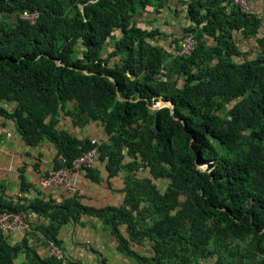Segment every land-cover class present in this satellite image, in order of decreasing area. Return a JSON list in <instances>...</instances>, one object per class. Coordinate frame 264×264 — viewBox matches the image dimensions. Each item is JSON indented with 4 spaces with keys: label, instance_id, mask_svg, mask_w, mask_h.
<instances>
[{
    "label": "trees",
    "instance_id": "obj_1",
    "mask_svg": "<svg viewBox=\"0 0 264 264\" xmlns=\"http://www.w3.org/2000/svg\"><path fill=\"white\" fill-rule=\"evenodd\" d=\"M170 2L0 0V119L14 121L29 147L54 143L55 170L97 150L110 177L128 173L121 207L89 208L78 195L60 204L0 195V211L48 220L40 231L60 251L61 228L88 214L144 264H264V38L249 61L235 36L255 38L263 20L232 0H188L192 24L171 54L152 42L160 31L137 20ZM187 36L196 49L179 57ZM162 98L174 109H153ZM62 116L82 128L99 121L108 142L71 135ZM89 174L99 182L98 171ZM148 237L155 256L140 257L131 244ZM21 254L22 264H78L42 258L0 233V264H20Z\"/></svg>",
    "mask_w": 264,
    "mask_h": 264
},
{
    "label": "crops",
    "instance_id": "obj_2",
    "mask_svg": "<svg viewBox=\"0 0 264 264\" xmlns=\"http://www.w3.org/2000/svg\"><path fill=\"white\" fill-rule=\"evenodd\" d=\"M188 0H171L162 12L151 9L138 16V24L147 30L160 31V38L152 41L155 46L163 47L167 52H176L175 40L183 30L192 24L189 18ZM251 13L257 14L263 25L260 33L252 39L235 33L239 51L250 61L260 53L258 40L264 38V0H249ZM207 42L213 43L208 39ZM112 48V45L109 49ZM111 52V50H109ZM238 62H240L238 60ZM61 127L79 139L89 141L108 142V135L101 123L92 122L84 128L75 126L66 116L61 117ZM58 150L54 143L45 142L37 147H29L12 120L0 119V195L6 201L22 204L35 199H44L53 204H60L71 197L66 187H44L43 182L50 172L55 170ZM58 161V160H57ZM94 170L99 172V182L92 179L89 172L75 173L71 177V185L81 197L82 204L89 208L104 209L107 207H121L127 202L128 173H120L110 177L104 163L98 162ZM142 179L144 175L135 173L132 176ZM165 188V183L161 184ZM31 230L27 232H13L4 235L12 246L29 245L40 257H50L52 243L41 233L42 225L48 220L30 212L27 215ZM123 237H129L128 227L119 228ZM61 251L65 259L78 264H144L137 257L123 253L120 243L113 231L97 216L84 214L77 222L63 226L59 232ZM133 252L140 257L155 256V241L146 238L141 245L131 244ZM20 264L26 262L24 254L18 260ZM201 264H214V261Z\"/></svg>",
    "mask_w": 264,
    "mask_h": 264
},
{
    "label": "built area",
    "instance_id": "obj_3",
    "mask_svg": "<svg viewBox=\"0 0 264 264\" xmlns=\"http://www.w3.org/2000/svg\"><path fill=\"white\" fill-rule=\"evenodd\" d=\"M235 5H238L245 12H251L249 0H232ZM26 19L35 21L34 16L25 14ZM197 40L193 37H185L181 41V50L179 57L191 56L196 49ZM99 159L97 150L84 153L81 157L72 163L70 169L53 170L49 173L43 182L44 187H66L72 196H76V190L71 185V177L75 173L89 172L94 170ZM31 230L29 218L24 213H16L8 210L0 211V233L7 235L13 232H27ZM51 257L59 260L63 259L62 252L52 244Z\"/></svg>",
    "mask_w": 264,
    "mask_h": 264
},
{
    "label": "water",
    "instance_id": "obj_4",
    "mask_svg": "<svg viewBox=\"0 0 264 264\" xmlns=\"http://www.w3.org/2000/svg\"><path fill=\"white\" fill-rule=\"evenodd\" d=\"M163 107H168V108H171L172 110L174 109L173 103L166 101L165 98H162L160 102L156 103L153 109H159ZM202 171H205V170H202Z\"/></svg>",
    "mask_w": 264,
    "mask_h": 264
},
{
    "label": "rangeland",
    "instance_id": "obj_5",
    "mask_svg": "<svg viewBox=\"0 0 264 264\" xmlns=\"http://www.w3.org/2000/svg\"><path fill=\"white\" fill-rule=\"evenodd\" d=\"M34 17H37V15H34ZM160 101H161V100H160ZM209 167H210V164H207V165H205V166L202 168V170L207 171V170L209 169ZM163 187H164V185H163Z\"/></svg>",
    "mask_w": 264,
    "mask_h": 264
}]
</instances>
